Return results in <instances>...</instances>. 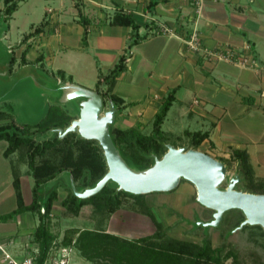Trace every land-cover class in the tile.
Masks as SVG:
<instances>
[{"label": "crops", "instance_id": "crops-1", "mask_svg": "<svg viewBox=\"0 0 264 264\" xmlns=\"http://www.w3.org/2000/svg\"><path fill=\"white\" fill-rule=\"evenodd\" d=\"M194 1L10 0L7 4L0 0V12L3 10L4 13L9 4H17L11 15L5 13L8 22L15 19V13L24 5L28 6L24 14L25 28L16 33L9 26L3 35L9 40L8 48L15 56V62L12 71L10 61L4 65L2 76L5 77L7 72L16 74L24 66L35 65L41 72L63 82H75L92 89H97L100 82L99 91L102 93L107 87L106 75L130 50L127 69L113 87V93L122 99L118 107L117 128L136 127L145 134L152 133L156 114L168 96L173 94L172 104L162 123L169 143L188 146L194 132L207 133L208 137L197 149L224 161L229 170L238 169L239 173L240 162L232 158V152L244 151L252 170L246 181H264V0H203V10L198 17ZM39 2H42L40 7ZM117 13L132 14L141 25L139 34L146 35L132 48L128 47L132 28L112 23ZM195 23L205 49L224 47L240 50L254 59L255 64L241 66L204 51L189 50L184 38ZM161 24L172 28L176 35L161 33ZM60 71L64 72L66 79L61 77ZM6 77L7 86L12 76ZM68 111L76 114L74 108ZM7 119L11 120L7 117L0 121ZM28 171L25 174L24 170H18L26 204L33 200L35 184L30 169ZM25 175L33 178L32 181L27 180V194L23 189ZM182 186L191 201L180 206L185 226L181 223L179 226L188 230L190 223L187 217L199 212L200 204L192 199L196 191L194 185L185 182ZM159 193L145 196L151 209L159 205ZM66 195L65 188L59 187L52 216L56 215L55 210ZM127 212H115L105 227L107 231L117 234L112 226L119 215L145 223L147 232L143 233L144 236L155 232L156 226L149 214L129 215ZM23 214L15 215L18 221H24L22 232L3 229L0 234H11L16 240L29 239L31 222L34 227L38 224L32 212L25 213L24 217ZM128 224L132 226L134 223ZM183 239L199 242L194 238ZM16 244L17 241L10 240L7 254L12 259L21 260L28 252ZM79 255L76 257L80 262L86 259ZM8 262L9 258L0 254V264Z\"/></svg>", "mask_w": 264, "mask_h": 264}, {"label": "trees", "instance_id": "trees-1", "mask_svg": "<svg viewBox=\"0 0 264 264\" xmlns=\"http://www.w3.org/2000/svg\"><path fill=\"white\" fill-rule=\"evenodd\" d=\"M10 0H5L8 4ZM158 1L154 2L157 3ZM17 7L15 2L6 7V15H11ZM86 20V19H85ZM84 20V22H85ZM113 24L130 26L132 28V39L128 45L132 48L138 43L141 36L139 30L141 25L132 14L117 13ZM86 35H84V39ZM128 48V49H129ZM128 52V51H127ZM127 52L124 53L112 71L106 75V89L102 92L104 98L113 99L118 107L122 99L113 93V87L120 75L127 69ZM26 62L25 59H23ZM15 56L10 59V69L13 70ZM63 79H66L64 72H59ZM98 82L97 90H100ZM173 94L166 99L161 110L156 114L153 131L145 134L136 127L120 129L112 125L111 132L114 141L119 146L123 157L135 163L139 168H146L154 162L153 155L161 157L167 150L166 143L169 138L162 130V123L172 104ZM75 116V117H73ZM11 117L5 110H0V120ZM74 118L75 114L62 109L60 105H51L40 121L30 126H18L13 120L8 123H0V140H5L7 146L4 149V156L18 152L27 156V162L35 184L33 188V200L26 204L20 184L18 170L14 169V186L17 190L18 206L10 213L0 215V219L8 220L22 212L29 211L37 214L39 223L34 232V241L38 243L39 256L38 264H44L48 257L49 250L55 240L51 230V212L54 202L58 199V189L63 187L67 191L66 197L61 204L66 211L78 216L81 209L91 204L94 207L93 215L96 218V227L90 228H67L61 241V246L75 247L87 260L103 264H227L229 258L235 264H243L241 251L230 245L227 232L224 234V241L215 245L211 239L210 231H205L202 226L192 229H200L203 232V239L199 242L187 240L169 235L168 229L159 221L152 209L145 201L144 194L136 195L124 190H118L116 184L109 182L99 193L89 198L77 197L70 187V175L73 176L77 186H93L108 171L107 162L103 148L97 140H88L79 134L70 132L64 138L58 133L48 136V131L53 128H66ZM208 137L207 133L194 132L189 147L198 148L201 142ZM232 158L239 160L240 173L245 180L246 189H264V181H246L252 172L248 162L247 153L240 150H233ZM62 174L61 178L55 180L54 186L45 188L40 194L39 189L44 184L53 182L56 177ZM68 175L69 183L64 181V175ZM254 191V190H252ZM264 193L263 191H254ZM134 198L129 205L133 209L151 216L155 223L156 230L151 235L139 238H127L107 231L105 222L118 209L126 205L127 198ZM42 208L45 212H42ZM237 211L234 218H238L235 227L245 219L242 211ZM230 221V220H229ZM233 226H231V229ZM234 227V228H235ZM251 227L257 229L248 237L258 251L255 264H264V229L260 225H246L243 229ZM262 258V259H261ZM245 264V263H244Z\"/></svg>", "mask_w": 264, "mask_h": 264}, {"label": "water", "instance_id": "water-1", "mask_svg": "<svg viewBox=\"0 0 264 264\" xmlns=\"http://www.w3.org/2000/svg\"><path fill=\"white\" fill-rule=\"evenodd\" d=\"M25 80L32 82L45 106L48 102L52 105L71 104L78 115L66 128L50 129L48 136L58 133L60 138H64L74 132L85 139L97 140L103 148L108 171L93 186L79 187L70 175L69 185L77 197L94 196L109 182L116 184L118 190L147 195L173 191L186 180L196 187L197 202L213 211L211 220L198 219L194 228L202 226L205 231L218 228L226 212L237 209L243 212L245 219L231 233L246 225H260L264 229V193L238 189L241 174L235 171L229 176L228 165L224 161L187 145L166 143L167 150L161 157L153 155L152 165L139 168L123 157L112 136L111 127L119 112L113 99L106 102L99 90L50 77L35 65L22 67L10 78L14 83Z\"/></svg>", "mask_w": 264, "mask_h": 264}, {"label": "rangeland", "instance_id": "rangeland-1", "mask_svg": "<svg viewBox=\"0 0 264 264\" xmlns=\"http://www.w3.org/2000/svg\"><path fill=\"white\" fill-rule=\"evenodd\" d=\"M42 5V2H39L38 7ZM28 6L24 5L23 8H21L17 13H15V19L13 21H6L5 19V13L2 10L0 12V110H5L10 114V119L15 122L18 126H25V124H28L26 126H30L32 124L37 123L41 120V118L44 117V115L47 113L49 107L52 105L49 102L46 103V106L44 105V99L38 95L37 90L34 88L31 81H22L21 83H14L13 81L10 82L6 86V75H11L12 77L15 76V73L10 74L7 72L4 75V72H1L4 65L10 61V58L13 56L11 51L8 48L9 40L3 38V35L6 31V29L9 28V26H12V29L17 33L20 31V29L25 28L24 24V18H25V11L27 10ZM38 17V16H37ZM37 17H34V20H37ZM15 35H13V38ZM130 51V50H128ZM106 98V102H107ZM62 109L65 111L70 110L73 108L71 104H62ZM106 107H108V104H106ZM10 120L7 119L5 121H0V123H8ZM114 127H117L116 122L113 124ZM49 133V131L47 132ZM7 146V142L5 140H0V215H4L7 213H10L18 206V201L16 197L17 190L15 186H13V179H14V169L25 171V174H27L29 171V164L27 162V156H23L21 153L15 152L11 154L9 157H5L3 152L5 147ZM232 163H229L231 166ZM12 166V168H11ZM229 169V166H228ZM238 169H236L237 171ZM235 171V169L229 170V176ZM62 174H60L58 177L54 179L53 182L46 183L43 185L42 188L39 189L40 194L44 193L45 188H49L54 186L55 180L61 178ZM64 181L66 183H69L68 175L66 174L63 176ZM24 185L23 189L25 190L26 194L29 192L27 188V180H33L31 176H24ZM185 182H188L186 180L181 181V184L179 187L173 191L170 192H160V200L159 205L152 208V212L154 213L155 217L161 221L164 226L168 229V234L174 237L179 238H194V239H203V232L200 229L194 230L191 228L193 227L194 223L198 219L202 220H211L213 211L209 208L202 207L200 204L199 206V212L194 213L193 215H188L187 221L190 223V228L188 230H183L179 225H184L182 217H184L183 212H180V206L181 205H187V203L190 200L189 194L185 191L186 188L183 189V186ZM69 185V184H68ZM226 186V184L224 185ZM195 187V186H194ZM245 186V180H242L237 185L238 189H244ZM196 188V187H195ZM23 190V191H24ZM66 190V189H65ZM254 191H263L258 189H252ZM157 193V192H156ZM151 194V193H150ZM148 195V194H147ZM63 196V195H61ZM24 197V195H23ZM192 199L197 202V190L195 191V194L193 195ZM25 200V197H24ZM31 201V197L28 198V202ZM134 202V198H127L126 205L123 206L124 208H120L116 211V213H124L127 212L129 215H132L135 213L138 214L139 211H136L133 209L131 204ZM198 204V205H199ZM186 207V206H185ZM123 209V210H122ZM56 215H51V221L50 226L51 230L53 231L55 237V240L51 246V249L49 250L48 256L50 255V261L52 262L54 253L57 252L58 248L61 246V241L64 237L65 231L67 228H95L96 227V218L93 215L94 207L89 204L84 206L81 209V212L78 216L73 215L72 213L66 211V209L63 207V205H59L58 209L55 210ZM24 214H29V211L23 212ZM115 213V214H116ZM237 213L236 210H229L226 212L224 216V220L221 223L220 227L218 228H210V235L213 243L215 245L220 244L224 241V234L227 232L230 234L229 236V243L233 247H237L238 250L241 251V261H244L245 264H255V261H257L258 256L256 255L258 251V247L253 242H250L248 237L250 234L254 233L257 229L247 227L246 229H240L235 233H231V231L234 229L236 225V221L238 218H234L235 214ZM24 214L22 215L24 217ZM140 214V213H139ZM186 214V213H185ZM36 223H39V217L36 214H33ZM113 215V214H112ZM111 215V217H112ZM121 216V215H120ZM110 217V218H111ZM110 218L105 222V227L107 226ZM141 218V217H140ZM0 230H12L15 229L17 231L22 232V229L24 228V221H18L17 216H13L12 218H9V220L0 219ZM134 223L132 226L128 224V222ZM134 220V221H133ZM131 218H122L119 217L114 219V224L112 226V229L117 232V234H121L124 237H131V238H139L144 236L143 233L146 231L147 228L145 223H142V221H136L135 219ZM230 220V221H229ZM126 222V223H125ZM181 223V224H180ZM32 229L29 236V239L26 240H20L19 238L16 240V237L13 238V236H10L11 234L7 235H1L0 234V254H3V256H6L7 252L9 251L8 244L10 240L17 241V246L24 247L25 252L27 251V255H31L34 252L38 254L39 256V247L38 243L34 241V232L36 227H34V223L31 222ZM231 226H233L231 229ZM189 227V226H188ZM156 229V228H155ZM17 234V233H15ZM13 234V235H15ZM192 236V237H191ZM13 238V239H12ZM73 248V247H72ZM11 253V251L9 252ZM262 253L264 254V251L262 250ZM77 254H80V251L78 252L77 248H73L70 252V258H71V264H103L100 262H95L83 259V261H79L77 259ZM79 255V256H80ZM82 256V255H81ZM83 257V256H82ZM8 258H11L10 255ZM262 259V258H261ZM17 260V259H16ZM22 260V259H21ZM243 263V264H244ZM6 264H9L6 263ZM50 264V263H47ZM227 264H235L233 262L232 258H229L227 260Z\"/></svg>", "mask_w": 264, "mask_h": 264}, {"label": "built area", "instance_id": "built-area-1", "mask_svg": "<svg viewBox=\"0 0 264 264\" xmlns=\"http://www.w3.org/2000/svg\"><path fill=\"white\" fill-rule=\"evenodd\" d=\"M196 5V11H197V17L201 15L204 2L203 0H195L194 1ZM161 33L164 34H172L176 35L172 28L165 24L160 25V30ZM184 43L187 46V48L191 51L194 52H201L204 51L208 55H214L217 56L219 59L238 64L241 66H252L255 64L254 59H250L247 55H245L244 52H241L240 50H236L233 48H224V47H219L215 48L213 50L205 49L201 36H200V31L195 23V26L193 29L186 35V38H184ZM132 51L127 52V56L129 57L131 55ZM42 212H45V209L42 208ZM73 250L72 247H67V246H60L55 252L52 262L49 260L50 255L47 257L46 261L44 264L50 263V264H71V258H70V252ZM38 252V251H36ZM34 252L31 255H27L25 258L22 260H16L9 258V264H38V254ZM6 257L8 258L9 255L7 254Z\"/></svg>", "mask_w": 264, "mask_h": 264}, {"label": "flooded vegetation", "instance_id": "flooded-vegetation-1", "mask_svg": "<svg viewBox=\"0 0 264 264\" xmlns=\"http://www.w3.org/2000/svg\"><path fill=\"white\" fill-rule=\"evenodd\" d=\"M230 175H233V174H230Z\"/></svg>", "mask_w": 264, "mask_h": 264}]
</instances>
